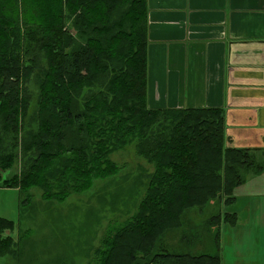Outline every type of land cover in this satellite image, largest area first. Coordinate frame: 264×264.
Instances as JSON below:
<instances>
[{"label": "trees", "instance_id": "obj_1", "mask_svg": "<svg viewBox=\"0 0 264 264\" xmlns=\"http://www.w3.org/2000/svg\"><path fill=\"white\" fill-rule=\"evenodd\" d=\"M148 45L147 0H0V189L64 202L118 173L110 156L135 143L155 171L138 213L97 250L99 264H222L218 228L238 214L220 210L199 225L193 216L230 207L238 187L264 174V148L227 147L223 109H151ZM18 149L26 160L11 178ZM210 227L214 252L200 248ZM14 229L0 218V256L16 255L18 241L5 236Z\"/></svg>", "mask_w": 264, "mask_h": 264}, {"label": "crops", "instance_id": "obj_2", "mask_svg": "<svg viewBox=\"0 0 264 264\" xmlns=\"http://www.w3.org/2000/svg\"><path fill=\"white\" fill-rule=\"evenodd\" d=\"M147 2L148 106L223 109L227 147L264 148V0ZM243 186L222 264H264V174Z\"/></svg>", "mask_w": 264, "mask_h": 264}, {"label": "rangeland", "instance_id": "obj_3", "mask_svg": "<svg viewBox=\"0 0 264 264\" xmlns=\"http://www.w3.org/2000/svg\"><path fill=\"white\" fill-rule=\"evenodd\" d=\"M28 90L31 102L27 117L31 121L37 110L36 79L28 85ZM32 128L38 129L34 123ZM3 136L7 139L4 143L6 149L14 152L13 135ZM135 145L133 143L110 156L118 167V173L94 180L91 189L72 194L64 202L45 201L42 191L37 188L32 189L30 194L16 189H0V218L15 223L14 231H6L5 236L12 234L18 241L16 255H1L0 264H99L101 256L97 250L104 247L106 238L138 213L155 171L153 164L137 154ZM16 152L19 159L11 170V178L24 168L26 160L19 149ZM240 189L238 187L235 193H239ZM24 194L26 199H30L22 204L21 196ZM215 205L214 211L210 207L196 213L192 224L204 223L220 210L230 212V208L220 202H215ZM194 211L199 210L188 213ZM223 226L218 230L222 231ZM210 228L211 233H215L209 235V240L200 248L214 252L212 250H217L219 233L216 227ZM221 235L223 238L222 232ZM172 236L171 243L179 245L178 236L181 238V234ZM163 241L167 247L177 250L168 245L166 238Z\"/></svg>", "mask_w": 264, "mask_h": 264}]
</instances>
